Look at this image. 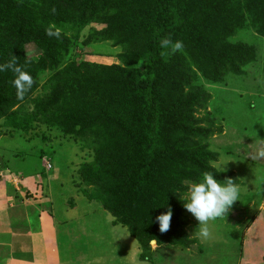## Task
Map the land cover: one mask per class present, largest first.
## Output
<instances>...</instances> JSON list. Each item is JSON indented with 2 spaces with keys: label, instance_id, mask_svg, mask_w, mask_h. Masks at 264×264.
<instances>
[{
  "label": "trees",
  "instance_id": "trees-1",
  "mask_svg": "<svg viewBox=\"0 0 264 264\" xmlns=\"http://www.w3.org/2000/svg\"><path fill=\"white\" fill-rule=\"evenodd\" d=\"M91 22L104 26L97 32L105 40L136 38L123 43L134 50L121 57L124 67L66 58L67 28ZM50 25L61 28L60 38L46 34ZM243 28L264 37V0H0V64L15 55L34 80L17 99L14 74L0 72V120L15 130L37 123L89 134L94 162L81 167L82 181L143 247L141 258L153 240L158 246L195 244L185 232L188 183L204 171L220 181L225 175L209 165L216 161L206 145L213 132L197 117L208 96L171 54L161 56L159 42L170 36L184 48L197 47L216 80L229 69L237 72V62L253 60L251 48L227 41ZM30 44L39 55L28 56ZM41 78L42 92L32 98ZM169 207L170 230L162 234L156 217Z\"/></svg>",
  "mask_w": 264,
  "mask_h": 264
},
{
  "label": "rangeland",
  "instance_id": "rangeland-1",
  "mask_svg": "<svg viewBox=\"0 0 264 264\" xmlns=\"http://www.w3.org/2000/svg\"><path fill=\"white\" fill-rule=\"evenodd\" d=\"M103 27L91 22L67 28L71 49L66 58L75 63L124 67L121 57L127 59L134 50L123 43L136 38L105 40L98 33ZM227 41L234 47L251 48L254 58L246 64L237 62V72L229 69L216 80L211 78L214 75L207 57L200 55L197 47L170 55L208 96L207 109L200 110L197 117L202 128L213 132L206 145L216 154V161L209 165L241 188L239 200L228 214L209 222L211 236L206 240L196 235L199 222L186 212L185 232L195 244L150 243L141 258L143 247L91 196L96 197L93 187L82 181L81 167L94 162L95 145L89 134H64L55 126L37 123L15 130L0 120V166L9 170L3 177L15 178L17 174L20 181L41 177L40 182L35 180L41 192L51 194L60 264H264L259 260L264 257V161L250 158L256 133L264 139V37L243 28ZM25 50L29 57L39 55L32 44ZM44 80L41 78L32 98L40 95ZM46 162L51 166L48 170ZM183 200L186 202V195ZM20 255L23 257L15 254L14 259ZM8 256L3 249L0 264H5Z\"/></svg>",
  "mask_w": 264,
  "mask_h": 264
},
{
  "label": "crops",
  "instance_id": "crops-1",
  "mask_svg": "<svg viewBox=\"0 0 264 264\" xmlns=\"http://www.w3.org/2000/svg\"><path fill=\"white\" fill-rule=\"evenodd\" d=\"M6 169L0 166V252L4 249L10 254L5 264H60L56 255L58 225L50 192H41L35 180L40 182L41 177L37 175L21 181L17 174L4 179ZM15 254L23 257L14 259Z\"/></svg>",
  "mask_w": 264,
  "mask_h": 264
},
{
  "label": "clouds",
  "instance_id": "clouds-1",
  "mask_svg": "<svg viewBox=\"0 0 264 264\" xmlns=\"http://www.w3.org/2000/svg\"><path fill=\"white\" fill-rule=\"evenodd\" d=\"M53 12H55L54 8ZM46 34L60 38L61 28L50 25L46 28ZM159 43L161 49L164 50L161 52V56L165 60L170 54H175L184 48L182 41H173L170 36L161 37ZM8 70L14 74L11 83L16 89L17 99H23L34 84L32 75L25 70L24 66L19 64L18 57L15 55H12L6 63L0 64V72ZM252 144L254 147L250 154L251 160L264 161V139L258 138L256 133V138ZM240 191V185L233 178H225L220 181L212 171H204L197 182L188 184L186 202L183 203V206L199 222L196 233L199 238L205 240L210 238L209 222L217 218H224L233 204L239 200ZM172 215L173 211L169 207L166 212L156 217L159 231L162 234L170 230ZM151 243L155 245L156 240Z\"/></svg>",
  "mask_w": 264,
  "mask_h": 264
},
{
  "label": "built area",
  "instance_id": "built-area-1",
  "mask_svg": "<svg viewBox=\"0 0 264 264\" xmlns=\"http://www.w3.org/2000/svg\"><path fill=\"white\" fill-rule=\"evenodd\" d=\"M46 168H47V170L51 168V166L48 164V162H46Z\"/></svg>",
  "mask_w": 264,
  "mask_h": 264
}]
</instances>
